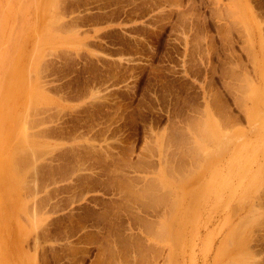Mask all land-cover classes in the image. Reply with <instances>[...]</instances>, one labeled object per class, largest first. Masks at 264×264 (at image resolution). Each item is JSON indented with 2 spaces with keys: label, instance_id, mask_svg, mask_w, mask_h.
Segmentation results:
<instances>
[{
  "label": "rangeland",
  "instance_id": "rangeland-1",
  "mask_svg": "<svg viewBox=\"0 0 264 264\" xmlns=\"http://www.w3.org/2000/svg\"><path fill=\"white\" fill-rule=\"evenodd\" d=\"M0 264H264V0H0Z\"/></svg>",
  "mask_w": 264,
  "mask_h": 264
},
{
  "label": "bare ground",
  "instance_id": "bare-ground-1",
  "mask_svg": "<svg viewBox=\"0 0 264 264\" xmlns=\"http://www.w3.org/2000/svg\"><path fill=\"white\" fill-rule=\"evenodd\" d=\"M252 93H253L252 96L255 98V94H256L255 91H253ZM251 114H252L251 116H254V115H255L253 112H251ZM26 153H27V152H26ZM30 153H31V152H30ZM31 154H32V153H31ZM25 155H26V154H25ZM12 156H13V155H12ZM23 156H24V155H23ZM12 158H13V157H12ZM12 158H10V160H11ZM15 159H16V157H15ZM23 159H24V158H23ZM17 160H18V159H17ZM17 160H16V161H17ZM24 160H25V159H24ZM26 160H27V159H26ZM12 161H13V160H12ZM12 161H11V162H12ZM19 161H20V160H19ZM17 162H18V161H17ZM9 163H10V162H9ZM12 163H14V161H13ZM12 163H11V164H12ZM18 163H19V162H18ZM14 164H15V163H14ZM20 164H21V163H20ZM18 165H19V164H18ZM15 166H16V165H15ZM19 166H21V165H19ZM12 168H13V167H12ZM14 168H15V167H14ZM14 168H13V169H14ZM17 168H18V167H17ZM6 169H7V168H6ZM10 170H11V169H10ZM14 170H15V169H14ZM9 172H10V171H9ZM6 173H8V171H6ZM15 173H16V172H15ZM9 176H10V174H9ZM7 177H8V176H7ZM235 229H237V228H235ZM235 229H234V230H231V232H230V234H229V237H231V236L234 234L235 231H239V232H240V230H238V229L235 230ZM239 229H240V228H239ZM245 229H246V228H245ZM246 231H247V230H246ZM237 233H238V232H236L233 236L237 235ZM238 234H239V233H238ZM239 235H240V234H239ZM227 237H228V236H227ZM229 237H228V239H229ZM225 238H226V237H225ZM240 238H241V237H240ZM230 239H231V238H230ZM235 239H236V238H235ZM233 240H234V239H233ZM239 240H241V239H238V240H235V241H239ZM242 240H243V239H242ZM242 240H241V241H242ZM225 241H226V240H225ZM225 241H223V242H225ZM230 241H231V240H230ZM233 243L235 244L236 242H233ZM234 244H233V245H234ZM236 244H237V243H236ZM238 244H239V242H238ZM238 244H237V245H238ZM233 245H232V246H233ZM230 246H231V244H230ZM232 246H231V247H232ZM234 246H235V245H234ZM221 248H223V247L221 246ZM221 248H219V249L221 250ZM228 248H229V246H228ZM238 248H239V247H238ZM225 250H226V249H225ZM227 252H228V251H227ZM218 256H219V255H218ZM142 258H143V257H142ZM147 260H148V259H147ZM141 262H142V261H141ZM139 263H140V262H139Z\"/></svg>",
  "mask_w": 264,
  "mask_h": 264
}]
</instances>
